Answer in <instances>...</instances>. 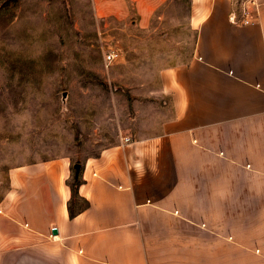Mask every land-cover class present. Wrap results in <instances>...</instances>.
<instances>
[{
  "label": "crops",
  "instance_id": "1",
  "mask_svg": "<svg viewBox=\"0 0 264 264\" xmlns=\"http://www.w3.org/2000/svg\"><path fill=\"white\" fill-rule=\"evenodd\" d=\"M172 1H129L159 69L154 121L83 162L73 218L69 159L15 168L0 264H264V4L235 25V0H190L187 45L152 26Z\"/></svg>",
  "mask_w": 264,
  "mask_h": 264
},
{
  "label": "rangeland",
  "instance_id": "2",
  "mask_svg": "<svg viewBox=\"0 0 264 264\" xmlns=\"http://www.w3.org/2000/svg\"><path fill=\"white\" fill-rule=\"evenodd\" d=\"M129 1L0 0V202L15 168L67 158L70 188L75 163L154 121L159 69L147 67L144 34L129 35L138 19ZM189 5L159 6L152 26L190 45ZM113 46L125 60L107 66Z\"/></svg>",
  "mask_w": 264,
  "mask_h": 264
},
{
  "label": "built area",
  "instance_id": "3",
  "mask_svg": "<svg viewBox=\"0 0 264 264\" xmlns=\"http://www.w3.org/2000/svg\"><path fill=\"white\" fill-rule=\"evenodd\" d=\"M239 5V10H233L229 15V21L235 25H248L254 23L260 16V7L264 1L260 0H235ZM125 60L124 51L113 46L105 54L106 65L122 62ZM123 141L128 143L131 141L130 137L123 138Z\"/></svg>",
  "mask_w": 264,
  "mask_h": 264
},
{
  "label": "trees",
  "instance_id": "4",
  "mask_svg": "<svg viewBox=\"0 0 264 264\" xmlns=\"http://www.w3.org/2000/svg\"><path fill=\"white\" fill-rule=\"evenodd\" d=\"M82 183V178L79 176L78 180H73L70 185L71 188V198L68 201V211L71 218L76 216L78 213L89 207V202L84 198L79 196L78 187Z\"/></svg>",
  "mask_w": 264,
  "mask_h": 264
},
{
  "label": "water",
  "instance_id": "5",
  "mask_svg": "<svg viewBox=\"0 0 264 264\" xmlns=\"http://www.w3.org/2000/svg\"><path fill=\"white\" fill-rule=\"evenodd\" d=\"M65 97H66V93L64 92L63 93V98H65ZM73 168L75 170V172H74V178H75V180H78V178L80 176V172L82 170V164L81 163H75L73 165ZM53 232L56 233L57 230L56 229H53Z\"/></svg>",
  "mask_w": 264,
  "mask_h": 264
}]
</instances>
